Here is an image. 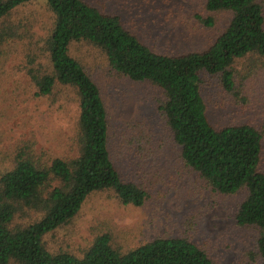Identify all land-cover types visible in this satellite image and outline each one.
Instances as JSON below:
<instances>
[{
  "label": "trees",
  "instance_id": "obj_1",
  "mask_svg": "<svg viewBox=\"0 0 264 264\" xmlns=\"http://www.w3.org/2000/svg\"><path fill=\"white\" fill-rule=\"evenodd\" d=\"M33 0H0V47L20 41L22 24L12 16ZM54 17L42 49L27 73L37 97L53 99L69 91L78 105V156L44 164L19 155L14 168L0 178V264H214L209 254L187 239H157L129 252L97 238L82 257L50 253L48 234L72 221L93 194L116 193L124 205L141 207L147 192L123 180L110 149L109 113L101 88L72 55L76 44H87L106 57L112 72L135 83H151L163 99L165 117L184 164L215 192L248 196L240 205L239 226L253 228L258 237L252 264H264V171L261 170L264 126L216 128L203 95L205 77L221 76L225 91L235 90L233 64L250 54L264 59V0H205L211 13L232 18L215 42L202 52L160 54L128 30L119 16L85 0H45ZM212 19L205 24L213 26ZM28 211L42 216L17 225Z\"/></svg>",
  "mask_w": 264,
  "mask_h": 264
},
{
  "label": "rangeland",
  "instance_id": "obj_2",
  "mask_svg": "<svg viewBox=\"0 0 264 264\" xmlns=\"http://www.w3.org/2000/svg\"><path fill=\"white\" fill-rule=\"evenodd\" d=\"M119 16L128 30L160 54L202 52L224 31L231 13H211L205 0H85ZM212 19L213 26L205 24ZM22 24L20 41L0 47V178L11 171L20 154L44 164L78 156V105L64 91L56 98L37 97L27 69L43 57L41 42L54 21L45 0H33L15 12ZM72 55L101 88L110 125V149L126 182L148 194L141 207L124 205L115 192L91 195L67 225L44 238L52 254L82 257L97 238L109 235L126 253L157 239H187L204 249L214 264H252L258 233L241 227L236 216L248 196L242 190L223 195L210 188L181 158L165 117L158 110L162 92L151 83H135L111 71L101 51L76 44ZM232 71L235 90L227 92L221 76L205 77L203 95L216 128L264 126V59L250 54ZM261 170L264 171V142ZM35 211L17 217L29 225L41 218Z\"/></svg>",
  "mask_w": 264,
  "mask_h": 264
}]
</instances>
